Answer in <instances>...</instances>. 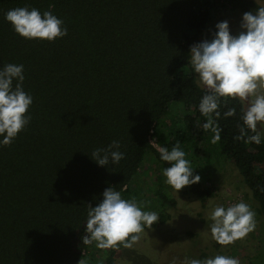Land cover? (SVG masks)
<instances>
[{"label":"trees","instance_id":"obj_1","mask_svg":"<svg viewBox=\"0 0 264 264\" xmlns=\"http://www.w3.org/2000/svg\"><path fill=\"white\" fill-rule=\"evenodd\" d=\"M24 6L53 12L67 35L48 41L17 34L5 13ZM261 6L256 0H0V66L23 64V87L33 97L28 125L0 145V264H94L85 257L95 245L82 240L89 204L99 203L108 187L132 200L133 179L148 155L162 169L170 166L154 137L169 151L179 144L198 172L230 161L264 218V136L259 145L249 141L255 133L243 124L245 104L227 98L221 116H213L220 140L212 142L215 133L203 128L208 118L199 111L205 89L189 60L218 8L255 13ZM177 104L186 114L164 133L160 121ZM230 108L236 114L224 117ZM241 127L245 134L237 139ZM113 140L124 158L99 166L91 153ZM188 187L203 205L213 196L202 180ZM157 193L163 204L176 205L168 193ZM169 218L162 214L160 221ZM132 235L139 233L121 243ZM100 249L101 264H116L118 248ZM206 259L203 251L199 260ZM254 264H264V256Z\"/></svg>","mask_w":264,"mask_h":264},{"label":"clouds","instance_id":"obj_2","mask_svg":"<svg viewBox=\"0 0 264 264\" xmlns=\"http://www.w3.org/2000/svg\"><path fill=\"white\" fill-rule=\"evenodd\" d=\"M5 19L11 23L15 32L27 39L54 41L67 35L64 21L51 11L41 12L38 8L24 6L10 9ZM241 31L233 34L227 20L215 25L216 31L211 39H204L190 47V64L199 77L200 86L205 89L200 98L199 111L207 117L203 124L205 130L215 133L212 142L220 140V129L214 127L219 118L222 99H240L246 106L242 108V120L247 129L255 135L248 139L256 144L262 143V132L258 123L264 127V6L254 12H245L241 19ZM24 65L8 63L0 66V145H10L30 122L28 110L33 97L23 87ZM235 108L224 112V117L234 116ZM243 138L245 128L241 127ZM120 142L113 140L107 148H97L91 157L99 166L118 164L125 153L119 151ZM115 149V150H114ZM160 159L168 162L163 170L166 183L176 191L196 184L201 176L186 159V153L176 144L169 151L157 147ZM103 199L95 206L89 204L83 244L97 242L101 248L111 247L124 241L130 234L140 233L145 227L159 221L158 213L143 211L131 199L122 198L121 192L112 187L102 193ZM255 213L250 205L239 202L232 206L217 205L211 212L210 228L213 238L227 245L244 237L255 229ZM139 239L132 235L126 246ZM185 264H240L233 257L217 255L206 260H186Z\"/></svg>","mask_w":264,"mask_h":264},{"label":"rangeland","instance_id":"obj_3","mask_svg":"<svg viewBox=\"0 0 264 264\" xmlns=\"http://www.w3.org/2000/svg\"><path fill=\"white\" fill-rule=\"evenodd\" d=\"M256 1L264 6V0ZM243 14L244 12L230 8H218L203 34V40L211 39L216 31L215 25L224 20L229 21L233 34H239ZM196 77L199 81L197 74ZM244 104L246 106V103ZM184 114L186 111L182 105H174L169 116L160 121L162 131L168 133V130L175 129L176 127L171 125L173 120ZM258 130L264 136V127L259 123ZM153 142L156 148L160 147L155 137ZM213 164L216 167L210 171L196 170L200 176L205 174L201 177L202 183L211 186L213 191V196L203 205L188 186L178 192L167 184L162 166L152 155L147 156L133 179L132 200H135L143 211L158 213L159 221L152 228L145 227L139 233V239L131 243V246L121 242L113 245L118 248L116 264H185L186 260H199L203 251L207 253V259L224 255L238 259L240 264H254L258 261V255L264 256V218L257 214V202L247 195L246 184L240 171L230 161L220 160L219 163ZM160 190L174 198L176 205L163 204L157 193ZM241 201L250 205L255 213V229L230 244L216 246L210 228L211 212L217 205L228 207ZM162 214L170 215L164 223L160 221ZM92 243L95 245L90 250L92 253L88 252L85 258L94 264H101V249L97 242Z\"/></svg>","mask_w":264,"mask_h":264},{"label":"built area","instance_id":"obj_4","mask_svg":"<svg viewBox=\"0 0 264 264\" xmlns=\"http://www.w3.org/2000/svg\"><path fill=\"white\" fill-rule=\"evenodd\" d=\"M153 144H154V142H153Z\"/></svg>","mask_w":264,"mask_h":264}]
</instances>
